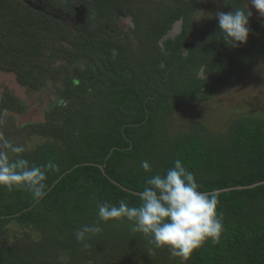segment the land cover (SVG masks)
I'll list each match as a JSON object with an SVG mask.
<instances>
[{"label":"trees","instance_id":"obj_1","mask_svg":"<svg viewBox=\"0 0 264 264\" xmlns=\"http://www.w3.org/2000/svg\"><path fill=\"white\" fill-rule=\"evenodd\" d=\"M20 1L18 5V0H0V34L5 35L0 40L5 49L1 59L17 72L26 68L31 71L28 76L37 78L35 69L43 60L44 45L52 46L56 37L40 38L51 25L40 24L44 19ZM124 1L80 0L74 4H101L113 11L125 7ZM55 3L51 1L53 6ZM194 3L159 0L149 12L145 10L159 24H145V39L129 52L127 45L118 46V53L108 44L96 48L89 41L93 36H87L92 32H86L87 41L81 46L91 73L87 72L89 81L81 83L79 92L85 94L93 87V100L98 96L100 103L98 114L92 115L89 103L75 109L55 108L48 124L59 117L64 121L56 126L46 124L44 129L50 126L48 132L64 142L56 139L21 154L30 165L48 161L58 165L57 170L48 172L45 195L39 201L24 189L0 186V264H264V184L219 192L217 210L223 213L219 240L215 244L205 241L187 261L171 256L169 249L160 260L153 256L156 249L147 246L144 253L127 251L126 261L123 254L117 256L118 238L113 249L102 245L98 234L90 236L92 243L87 249L72 239L76 229L97 221V202L118 204L125 200L130 206L138 205L134 194L143 190L145 180L157 172L163 174L176 159L195 174L201 191L264 181V117L243 114L234 118L225 132L200 120L184 128L175 126L172 132V119L182 107L200 109L218 87L237 83L264 60L261 23L249 18L250 28L255 27L254 37L250 35L246 44L230 48L220 39L214 23L204 20L205 25L195 33ZM237 7H243L241 0L227 5L231 11ZM181 17L182 31L161 46L172 22ZM141 49L148 53L149 61L140 65ZM84 111H89L92 122L72 117ZM142 160L149 161L151 171L141 168ZM12 222L39 231L40 239L32 240L26 232L9 240L6 233ZM106 232L103 228L99 234ZM145 255L153 258L143 259ZM134 256L144 261L130 262Z\"/></svg>","mask_w":264,"mask_h":264},{"label":"clouds","instance_id":"obj_2","mask_svg":"<svg viewBox=\"0 0 264 264\" xmlns=\"http://www.w3.org/2000/svg\"><path fill=\"white\" fill-rule=\"evenodd\" d=\"M252 8L264 17V0H247L244 7L228 12L218 10L205 17L217 20L220 39L227 47L238 48L248 42ZM24 152L23 145L14 144L0 132V186L24 189L39 201L45 195L48 172L57 170L58 165L52 161L30 165L22 158ZM140 166L145 172L151 171L148 160H142ZM134 195L139 201L135 206L125 200L118 204L97 202V221L75 230L77 242L87 249L86 241L103 231L102 224L125 219L130 222L129 230L143 234L152 249L167 247L171 256L184 261L205 241L218 242L223 231V213L217 210L220 193L201 191L195 174L180 159L163 174L157 172L148 177L143 190Z\"/></svg>","mask_w":264,"mask_h":264},{"label":"flooded vegetation","instance_id":"obj_3","mask_svg":"<svg viewBox=\"0 0 264 264\" xmlns=\"http://www.w3.org/2000/svg\"><path fill=\"white\" fill-rule=\"evenodd\" d=\"M51 1L56 2L55 6ZM77 1L80 0L21 1L44 19L40 24L51 25L45 36L39 37L50 39L54 36L56 41L52 46L44 45L43 60L35 69L39 74L37 79L28 76L31 71L26 68L17 72L4 63L1 54L5 49L0 47V121L9 122L21 131L33 129L45 124L55 108L66 106L69 100L78 96L81 83L89 81L84 60L86 50L81 46L87 41L86 32H92L87 36H93L89 41H93L96 48L108 44L114 53H118V46L127 45L128 52L134 49L130 45L131 38L135 40V46L145 39V33L140 30H146L145 24L150 22L143 21L140 14L145 10L149 12L150 8L141 7L138 0H125V7L117 6L113 11L101 4H74ZM51 17L55 20L53 23ZM1 38L5 35L0 34Z\"/></svg>","mask_w":264,"mask_h":264},{"label":"rangeland","instance_id":"obj_4","mask_svg":"<svg viewBox=\"0 0 264 264\" xmlns=\"http://www.w3.org/2000/svg\"><path fill=\"white\" fill-rule=\"evenodd\" d=\"M20 0H18V5ZM135 1V0H134ZM142 6H146L148 8H153L158 5L159 0H138ZM171 1H186V0H166V2ZM235 0H194V31L197 34V29L200 27V29L205 25L202 24V22L205 20L206 22L214 23V28H218V22L217 20L213 18H207L205 16L210 17L215 13L216 11H231L228 10L227 5L234 2ZM21 2V1H20ZM243 7L246 5L247 0H241ZM23 5H25L23 3ZM251 7V5H249ZM253 16L250 17V19L253 22L261 23L258 24L260 27L264 28V17H260L259 13L252 8ZM39 11V10H38ZM141 18L143 21L150 22V24H159V21L155 19L151 14H149L147 11H143L141 14ZM41 17V16H40ZM149 25V24H148ZM250 34L248 40H250V35L253 38L255 32V27L250 28ZM141 33H145V36L147 35V31L143 29L140 30ZM253 33V34H251ZM133 37V33L131 35ZM140 37H138L139 40ZM253 40V39H252ZM210 42V39L208 40ZM142 40L140 41V43ZM140 43L138 45L136 44L135 40L131 38L130 45L133 48H138L140 46ZM126 46V45H125ZM238 53V51H237ZM141 56L138 58L141 63H145L149 61V55L147 52H144L143 49H141ZM137 57H133V59H136ZM85 59H88L87 56ZM84 59V60H85ZM153 62V58H151V64ZM146 65V64H143ZM148 67V65H146ZM91 73L89 70L87 71ZM86 72V74H87ZM39 74H36V76ZM42 78V77H41ZM81 78L83 76L81 75ZM35 79V78H33ZM37 79V78H36ZM93 82V79H92ZM93 87L91 89H88L85 94L79 92L78 96L75 98L69 100L67 103L66 108L75 109L78 108L84 104H90L89 107L91 109L92 115H97L100 103L98 101V96L96 100H93V95L91 94ZM93 100V101H92ZM92 101V102H91ZM243 114L248 115H254L258 117H264V60L259 63L257 66H255L252 70L246 71L245 76H243L242 79H240L237 83L233 84H226L222 85L217 88L215 91L213 97L208 102L202 103V106L200 109L192 110L187 109L185 107H182L176 116L173 117L171 122V128L172 132H174L175 126L180 125V127H186L187 125L191 124L192 121L200 120L202 121L201 124H205L211 129L219 132H225L227 127L229 126L230 122ZM73 118L79 119L80 118H87L88 122H92L93 119H91V115L89 114V111H84L81 114L76 113L72 114ZM1 120V119H0ZM64 120L59 117L58 120L55 122H52L48 124L49 121H47L45 124H41L37 127L25 128L24 131L17 130L13 127L12 124L9 122H3L0 124V132H3L4 136L12 141L14 144H20L25 147V151H29L34 149L36 146L46 143V142H55L56 139L59 142H64L60 137H54L51 133H49L50 126L48 128H45V125H61ZM81 124V123H80ZM79 124V125H80ZM49 134L51 137H44V134ZM77 134V132L75 133ZM90 224H94V222H90ZM117 224L118 226H115ZM129 224L130 222L125 220H114L113 224H111V221H109L107 224H102V227L104 230H106V233L98 234L97 236H101L103 238L102 245H109V248L117 247L113 242L117 239V247L116 253L118 257H121V255L118 254H124L127 251H130L132 255H134L135 251L142 250V252H145L146 246L149 249H152V246L148 244L147 238L141 234V233H132L129 230ZM26 232H29L31 234L30 239L32 240H38L41 237V233L39 231L30 230L28 228H23L20 225H18L16 222H12L7 227V233L6 237L14 241L16 239H19L24 236ZM95 236V235H92ZM114 237L109 240V238ZM93 237H90L86 242L91 246V241ZM98 240L100 237H97ZM72 239H75V236H72ZM138 239L142 240V242H139ZM107 242V243H106ZM78 244V247H83V245L79 242H76ZM113 249V248H112ZM168 248H159L156 249L153 252V256H157L158 259L162 260V254L166 252ZM146 256V255H145ZM143 259H150L153 257L146 256ZM125 260H128V257L124 256ZM142 260L141 258H137L134 256L130 260V262L136 263L138 261ZM144 261V260H142ZM170 264V263H168Z\"/></svg>","mask_w":264,"mask_h":264},{"label":"water","instance_id":"obj_5","mask_svg":"<svg viewBox=\"0 0 264 264\" xmlns=\"http://www.w3.org/2000/svg\"><path fill=\"white\" fill-rule=\"evenodd\" d=\"M182 25H183V18L181 17L175 21V23L172 25V27L162 37V39L160 40L161 46H163V42L165 40H167L168 38H174L175 36H177L183 29ZM204 68L205 67L203 66L200 70L201 76H204ZM68 171H70V170H68ZM263 184H264V181H260L257 183H253L251 185H238V186L227 187V188L219 189V190H215V191L224 192V191H230V190L250 189V188H254L256 186L263 185Z\"/></svg>","mask_w":264,"mask_h":264}]
</instances>
